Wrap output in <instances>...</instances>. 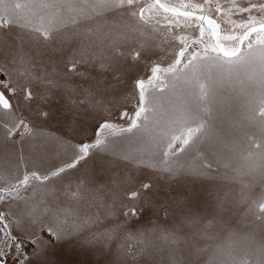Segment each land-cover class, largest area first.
Segmentation results:
<instances>
[{
    "label": "snow or ice",
    "instance_id": "6c2138e0",
    "mask_svg": "<svg viewBox=\"0 0 264 264\" xmlns=\"http://www.w3.org/2000/svg\"><path fill=\"white\" fill-rule=\"evenodd\" d=\"M213 12L230 27L222 28ZM157 17L166 22L162 30L152 24ZM154 49L172 56L166 66L152 61L145 81L139 63L158 56ZM125 80L139 92L135 118L117 113L127 128L111 119ZM146 82H156L159 93L146 98ZM224 84L243 97L242 123L251 129L238 146H226L204 120ZM169 94L177 101L161 119L156 109ZM0 109L14 121L5 124L6 141L17 136L13 143L23 145L53 120L85 137L69 140V161L46 174L0 173V264H264V191L255 200L234 198L217 184L236 179L229 174L235 171L264 188V0H0ZM150 109L156 164L116 152L109 139L147 131L137 121H149ZM186 150L202 154L198 166L180 162L176 154ZM234 152L248 163L233 169ZM97 153L116 157L105 159L117 167L139 168L141 176L121 172L105 183L85 173L73 195L95 202L102 193V210L61 212L62 186L53 178ZM241 203L251 217L247 234L228 229L226 242L206 243L219 239Z\"/></svg>",
    "mask_w": 264,
    "mask_h": 264
},
{
    "label": "rangeland",
    "instance_id": "374dc122",
    "mask_svg": "<svg viewBox=\"0 0 264 264\" xmlns=\"http://www.w3.org/2000/svg\"><path fill=\"white\" fill-rule=\"evenodd\" d=\"M170 4H178L180 0H166ZM212 18L217 19L218 23H221L222 28H229L230 26L220 19L217 18L213 12ZM157 19L160 23L157 24ZM152 21V24L156 26L157 30H162L165 21L162 18L157 17ZM233 19H239V16H234ZM113 23V21H110ZM176 31L175 29H173ZM198 34V33H197ZM150 37L149 33H145L144 39ZM103 39V38H102ZM167 47V45H165ZM124 50V49H121ZM158 52V56H153L151 60L144 59L139 63L138 78L147 81L150 75V65L152 61L161 60L163 66H166L170 62L172 51L169 50L168 54L165 55L161 49H154ZM136 73V70H133ZM161 80L164 77L161 76ZM133 83L125 80L121 88L124 89L123 95L120 97V105L113 110L111 117L112 122L118 123L121 127L127 128L128 122L126 119H122L117 113L127 111L129 116L128 119L135 118V111L138 109L139 92L133 90ZM145 95L146 98L151 94H158L160 89L157 87V83L153 84L145 83ZM167 91V90H166ZM179 93V90H178ZM177 101V96L169 94L166 99L161 100V105L157 106L156 113L159 118L165 119L167 117V109L170 107L172 102ZM147 107V105H145ZM192 107L196 108V103L193 102ZM245 112L243 97L238 95L237 91L232 85L224 84L217 90L216 101L211 107V115L204 116V120L207 122V127L214 132L216 135H222L225 138L226 146H238L244 139L245 133L250 132L251 129L247 128L243 121V113ZM149 121L145 122L142 119L137 121L138 124H148V130L145 131L141 128L140 131L133 130V133H119L116 132L109 139L113 140L114 143L112 148L121 154H139L142 156L149 157L153 164L158 161L151 159L153 153L156 157L160 155V148L151 142V134H154L155 124L153 122V111L150 109L147 113ZM14 121L10 116L5 115V110L0 109V173L5 170L18 171L22 174L26 168L39 170L41 174H46L49 170H54L56 167H61L65 162H68L71 156V148L69 147L68 141L72 144L79 143L85 137L80 135H73V133L64 127V125L55 120L48 122L46 125L37 126L34 130V134L29 137L26 142L21 145L19 143H13L18 140L17 136L5 140V124L7 123L11 127ZM92 123V121H89ZM177 135L179 133H176ZM91 129H89L88 137H91ZM179 141L175 143V147H179ZM163 146H161L162 148ZM202 155V154H201ZM201 155H197L195 152L186 150L183 153H177L181 163H185L191 166H198ZM23 157L21 159L20 157ZM109 160H114L116 157L108 156V154L97 153L93 155L86 163L81 162L76 169H68L66 173L62 174L63 179L53 178L57 182V186H62V191L59 193V204L61 212L67 210L69 212L78 213L80 216L99 214L102 210L104 202L103 194L96 193L95 202L92 199L81 198L77 199L74 197V193L77 191V186L83 184L84 174L87 173L89 176L104 177L105 183L108 182L110 176L119 175L121 172L128 177L134 174L136 177L141 176L139 168L128 167L125 168L123 163L119 167L115 164L107 163L105 157ZM174 159V157H169ZM246 163L241 158L239 153L233 154L231 161L232 168L243 167ZM160 166H163L162 164ZM116 169V171H113ZM215 171V169H214ZM228 171L223 165H221L220 173L221 176ZM232 176H236V179H224L218 180L217 184L226 186L225 190L230 191L234 198L247 199L251 196L253 200L259 197V194L264 191L259 181L253 182L252 177L249 175H237L235 171L229 173ZM250 186V187H249ZM104 187V185H100ZM214 187V186H212ZM204 211L210 213L211 208L208 205L203 206ZM239 211H233L228 217L227 222L223 224L224 231L218 233L219 239L214 242L206 243H221L226 242L229 235L228 229H231L241 235L247 234L249 230V223L251 217H245L247 211L243 203L238 205ZM163 218V217H162ZM159 221L155 217L152 218V224L156 225ZM132 231H136L135 228ZM155 238V237H153ZM135 244L137 241H132ZM84 259V257H80ZM207 259V257H205Z\"/></svg>",
    "mask_w": 264,
    "mask_h": 264
}]
</instances>
